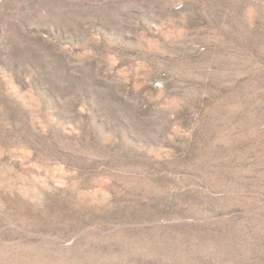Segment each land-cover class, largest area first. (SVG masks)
<instances>
[{"label": "rangeland", "instance_id": "obj_1", "mask_svg": "<svg viewBox=\"0 0 264 264\" xmlns=\"http://www.w3.org/2000/svg\"><path fill=\"white\" fill-rule=\"evenodd\" d=\"M0 264H264V0H0Z\"/></svg>", "mask_w": 264, "mask_h": 264}]
</instances>
